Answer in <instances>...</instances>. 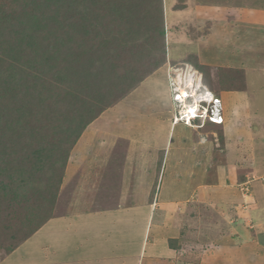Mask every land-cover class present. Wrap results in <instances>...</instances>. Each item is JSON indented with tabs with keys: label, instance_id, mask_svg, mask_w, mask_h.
Instances as JSON below:
<instances>
[{
	"label": "trees",
	"instance_id": "obj_1",
	"mask_svg": "<svg viewBox=\"0 0 264 264\" xmlns=\"http://www.w3.org/2000/svg\"><path fill=\"white\" fill-rule=\"evenodd\" d=\"M13 3L0 4V205L38 215L32 236L84 131L166 64L167 35L164 0ZM188 64L214 92L247 90L246 70Z\"/></svg>",
	"mask_w": 264,
	"mask_h": 264
},
{
	"label": "rangeland",
	"instance_id": "obj_2",
	"mask_svg": "<svg viewBox=\"0 0 264 264\" xmlns=\"http://www.w3.org/2000/svg\"><path fill=\"white\" fill-rule=\"evenodd\" d=\"M183 2L184 0H164L165 29L167 35L166 64L148 78V85L147 83L142 84L126 99L106 110L98 119L90 124L87 127L89 131L87 129V131L85 130L86 132L84 131L77 142L78 145L76 144V149H73L71 152L57 204L52 214L53 219L68 220L69 217L74 215L73 212L76 209L79 211L85 210L88 208L90 202L93 201L97 203L94 204V207L102 202V205L104 203L105 206L108 205L107 207L113 206L115 208L117 206L132 205L135 201L138 204H145L147 201L154 203L159 199L158 195L162 187H166V190L168 189L169 176L167 175V171L165 173V167L162 163L159 162L158 165H154V168L159 174L156 175L155 181L152 182L151 179H146L147 167H152L150 166L151 159L148 161V159L143 158L144 164L135 162L140 161L142 159L141 156L143 157L146 150L150 149V143L161 146L162 141H166L168 137L169 122L173 119L174 114L168 78L165 74L169 64L189 63V60H195L196 58L197 61L201 60L202 63L210 64L213 69L219 68L220 63L222 66L234 69L240 65L241 69L246 70L245 72L247 73L248 82L246 91L251 99L253 132L256 135H262L264 131V0H188L187 6L184 7L186 10L179 11L181 7L183 8ZM0 4L17 9L13 0H0ZM198 4L213 6L211 7L213 8L211 11L204 13L209 18L204 16L199 17ZM222 5L226 14L230 13L227 10L231 8L236 9V6H239L240 14L238 13V17L235 16L239 21H241L240 19L243 14L244 17L250 15L254 18L249 24L255 25L252 30L255 34L246 37L244 41L246 43L245 46L241 44L242 46L239 47L235 44L242 40L241 37L246 31L237 26L239 25L237 24L239 21L237 23L233 22V26L231 27L233 29L229 31V28L226 27L227 25L222 24L224 21L221 23L220 20L216 19L221 18L220 16L225 13V11L222 12L223 8L219 11ZM217 11H219V14ZM227 31L230 32L228 36L224 35ZM212 34L224 43L221 41L220 43L211 42L210 44L209 39L212 38ZM202 42L209 43L210 45L206 46ZM220 51L222 52V57L220 56L221 60H219L221 62L216 60L217 57L215 58V55ZM232 65L233 67H231ZM203 84L205 85L204 81ZM171 123H173V120ZM196 131L197 133H193L196 140H199L198 137L203 136V133H207L209 136L208 140L213 142L215 146L208 147L207 153L209 154H204L207 156H204L203 164H194L190 167L194 171L196 168L200 169H196L197 172L200 171L198 172L199 178L202 172H208V174L213 175L212 171L220 163V160L221 164L226 166L227 172L233 174L234 177H231L233 183L231 182L230 184L232 187L234 186L232 191H238L241 194L244 199L241 209H245L249 202L251 204L253 203L255 187L262 181L255 178L264 177V162L261 158L259 160V156L264 150L261 145L262 142L253 137V141H250L246 148H243V144L238 143L237 146L240 147L237 149L239 157H237L238 155L235 152L233 154L234 159L228 160V162L232 160L234 163L229 162L226 164L223 163L221 155H217L216 158L218 160L215 158L213 160L209 156L210 153L218 154L220 151L226 152L223 129H213L211 125H207L204 129ZM188 132L189 129L184 127V125H178L174 131L176 138L174 143L177 144L179 135ZM152 141H156L157 144ZM113 146H115V155H117L119 161L116 164H111L112 172L106 174L105 170L102 175V180L97 176L95 181L89 182L88 180L90 178L88 179L87 176L99 175L97 166L101 164L105 165L104 161L109 157ZM212 148H215L216 151L212 152ZM242 151L246 152L244 154L249 156L251 164L249 165L250 171L243 169L248 166L245 163L242 164L244 161L239 160L243 156ZM136 155H138V159L134 161ZM160 161L162 162V160ZM255 170L263 173L255 175ZM162 171H164V177ZM255 180L258 181L255 182ZM247 181L248 185L244 186L243 182L247 183ZM86 187H96L91 188L96 195L91 194L92 196L90 198H85V195L89 196L86 193L93 192L87 190ZM246 187L249 188L247 193L242 190ZM2 197L0 194V200L3 199ZM196 200L194 194L189 196V201L186 203L187 213L191 212V208L194 215V211L203 213L206 210L207 213L206 215L197 214L196 216L198 218L194 222L191 219L188 221L184 220L186 222L185 224H187L188 232L192 233V235L190 238L184 240L186 246H183V243H181L180 250L172 252L176 253L171 258L173 263H205V259L216 256L214 253L216 251L215 245L213 246L209 243L211 240L199 239L207 233L206 231H210L212 228L210 226L214 225L216 218L208 206H205V208L201 204H198ZM3 202L4 205L2 207L0 205V264H58L57 260L38 262L36 252H38L37 248L41 244L29 241L37 240L32 239L34 234L32 236L30 235L36 230L38 215H35V218L27 219V215L25 214L29 215V211H22L20 206L16 207L15 205H11V201L4 200ZM123 219H126V217ZM110 223L113 222L107 219L106 225H108V233L111 238L118 240L117 238L121 236V240L131 239V232L124 233L122 230L119 231L118 227H123L120 225L121 222L119 220L116 230H109L111 228L109 226ZM140 227L133 234L135 236L133 240H142L143 233H141ZM178 241L175 240L177 243ZM237 241L240 242V240ZM177 243L176 248L178 249L179 244ZM13 247L15 249L11 250ZM158 250L162 252V249ZM144 254L146 255L147 252ZM160 256L161 261L163 258H166L161 253ZM241 262L242 264H261L259 261L254 260V258H251V260L244 259V261L238 260V264H241Z\"/></svg>",
	"mask_w": 264,
	"mask_h": 264
},
{
	"label": "crops",
	"instance_id": "obj_3",
	"mask_svg": "<svg viewBox=\"0 0 264 264\" xmlns=\"http://www.w3.org/2000/svg\"><path fill=\"white\" fill-rule=\"evenodd\" d=\"M187 1L188 0H184L182 4L183 8L187 6ZM223 5L220 7L219 11L222 10V8V12L225 11ZM211 7L213 6L198 4L199 17L204 16L209 18L204 13L211 11L213 9ZM183 8L181 7L179 11L186 10ZM219 11H217L218 14ZM227 11H230V13L226 14L225 11L222 16L219 15L221 18L216 19L220 20L221 23L224 21L222 24L227 25L226 27L229 28L228 30L232 31V23H237L239 21L236 17L240 14V7L236 6V9L231 8ZM240 20L237 26L246 31L241 37L242 40L240 39L241 41L235 43L239 47L242 46L241 44L244 46L246 45L244 42L246 37L255 34L252 31L255 25L249 24L254 20L252 16L247 15L244 17L243 14ZM229 31L224 35L228 36L230 33ZM209 40L210 44L211 42L220 43L222 41L216 36L214 37L213 34L212 38ZM202 44H206V46L210 45L205 42H202ZM229 46L228 48L231 47ZM221 54L222 52L220 51L215 55L217 61L221 60ZM199 61L201 65H210L202 63L201 60ZM219 67L225 66H222L220 63ZM231 67H233V65ZM238 68H241L240 65ZM165 74L167 76V71ZM147 81L148 79L143 84L147 83ZM219 94L224 105L225 124L223 126H211L213 129H223L226 152L220 151L221 153L219 152L218 154L210 153L209 156H211L213 160H218L216 158L217 155H221L223 163L228 164L230 162H228V160L234 159L233 154L235 152L236 155H238L237 157H239L237 149L240 147L237 146V144L241 143L243 144V148H246L248 147V143L253 141V137L262 142L261 145L264 149V131L260 136L253 132L251 99L247 91H223ZM171 122L172 120L169 122V131L166 141H162L161 146L150 143V149L146 150L143 157L141 156L142 162L141 160L135 162L144 164L143 158L148 159V161L151 159V163L146 161L152 166L151 168L147 167L146 179H151L152 182L155 181L156 175L159 174L154 168V165H158L159 162L164 165L165 173L167 171V175L169 176V184H167L169 187L167 190L166 187H162L158 195L159 199L154 203L147 201L145 204H138L137 201H135L132 205L117 206V208L113 206L107 207L108 205L105 206L104 203L102 205L101 201V205L98 204L94 207V204H97L96 201H89L90 206L88 205L87 209L81 211L76 209L75 212H73L74 215L69 217L68 220L52 218L34 234L32 239L37 240H29L41 244L40 247L37 248L38 252H36L38 262L57 260L58 264H176L173 263L171 259L176 253L172 252L179 251L181 243H183V246H186L184 240L190 238L192 235V233L188 232L185 221L191 219L194 222L198 218L196 216L197 214L206 215L207 213L206 210L203 213L194 211V215L192 208L191 212L187 213L186 203L189 201V196L194 194L197 199L196 202L203 207L208 206L213 216L216 218L214 225L210 226L212 227L210 231H206L207 233L199 238L201 240H211L209 243L213 246L215 245L216 251H214V253L216 256L205 259V263L198 262L195 264H238V260H251V258L264 264V177L255 178L262 181L255 187L253 192V203L251 204L249 202L248 206L242 210L241 205H243L244 199L238 191L233 192L232 189L234 186L232 187L230 185L233 181L231 177L234 176L231 172H227L226 166L221 164L220 160V163L212 171L213 175L208 174V172H202L199 178L198 172L200 171L197 172L196 169H200L196 168V173L194 169L190 167L194 164H203L204 156H207L204 154H209L207 153L208 147L214 145L213 142L208 140L209 136L207 133H203L201 137L198 134L199 140H196L193 133H197V129L184 126L189 129V132L179 135L177 138L178 142L175 144L174 140L176 138L174 131L180 124L174 125ZM204 137L205 139H203ZM152 142L157 144L156 141ZM77 145L74 147V150ZM114 147L115 146H113L110 151L111 156L105 157L107 159L104 161L105 165L101 164L97 166L99 175H86L88 179L90 178L88 180L89 182L95 181L97 176L102 180V175L105 170L106 174L112 172V168L110 167L111 164H116V162L119 161L118 157L115 155ZM211 150L212 152L216 151L215 148ZM244 153L246 152L242 151L243 156L239 160L244 161L242 164L245 163V165L248 166L243 169L250 171L249 165L251 164L249 156ZM136 156L134 157V161L138 159V155ZM260 158L264 162V150L259 156V160ZM160 160H162V162ZM232 160L230 163H234ZM163 172L164 171H162V173ZM263 172L255 170L254 174L258 175ZM257 181L258 180H255V182ZM91 188L96 187H86L87 190L93 191ZM86 194H89V196L85 195V198H90L92 196L91 194L96 195L94 191ZM125 217L126 219H123ZM107 219L113 222L110 223L109 226H111V228H109V230H116L119 220L121 222L120 225L123 226L122 228H120V226L118 227L119 231L122 230L124 233L131 232V239L121 240V236H119V238L116 237L118 240L111 238L108 233V225H106ZM139 227L141 228V233H143L142 240H133L135 238L133 234ZM172 240H179L177 243L179 244L178 249H172L170 247L169 242ZM237 240H240V242ZM158 249H162V252H159ZM144 250L147 252L146 255L144 254L146 253ZM160 253L166 257L163 258L162 261Z\"/></svg>",
	"mask_w": 264,
	"mask_h": 264
},
{
	"label": "built area",
	"instance_id": "obj_4",
	"mask_svg": "<svg viewBox=\"0 0 264 264\" xmlns=\"http://www.w3.org/2000/svg\"><path fill=\"white\" fill-rule=\"evenodd\" d=\"M167 78L173 104V124L202 129L207 124H223L220 97L209 90L195 68L187 63L169 64ZM194 110V111H193ZM248 185L244 183V186ZM248 192L249 188L242 189Z\"/></svg>",
	"mask_w": 264,
	"mask_h": 264
},
{
	"label": "clouds",
	"instance_id": "obj_5",
	"mask_svg": "<svg viewBox=\"0 0 264 264\" xmlns=\"http://www.w3.org/2000/svg\"><path fill=\"white\" fill-rule=\"evenodd\" d=\"M169 64V63H168ZM176 64H178V63H176ZM188 64V63H187ZM191 65V64H190ZM193 66V65H192ZM194 67V66H193ZM210 90V89H209ZM212 91V90H211ZM214 92V91H213ZM215 94H217L219 97H220V99H221V96L218 94V93H216V92H214ZM221 101H222V99H221ZM222 105H223V101H222ZM223 115H224V105H223ZM225 124V115H224V123L223 124H207V125H215V126H223ZM206 125V126H207ZM205 126V127H206ZM187 127V126H186ZM204 127V128H205ZM189 128H191V127H189ZM204 128H202V129H204ZM197 130H199V129H197ZM245 183V182H244Z\"/></svg>",
	"mask_w": 264,
	"mask_h": 264
},
{
	"label": "snow or ice",
	"instance_id": "obj_6",
	"mask_svg": "<svg viewBox=\"0 0 264 264\" xmlns=\"http://www.w3.org/2000/svg\"><path fill=\"white\" fill-rule=\"evenodd\" d=\"M194 111V110H193Z\"/></svg>",
	"mask_w": 264,
	"mask_h": 264
}]
</instances>
